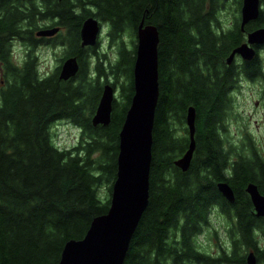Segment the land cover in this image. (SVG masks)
Segmentation results:
<instances>
[{
    "label": "trees",
    "instance_id": "1",
    "mask_svg": "<svg viewBox=\"0 0 264 264\" xmlns=\"http://www.w3.org/2000/svg\"><path fill=\"white\" fill-rule=\"evenodd\" d=\"M226 1L0 0V264H55L64 243L82 237L92 218L108 209L119 130L134 90L140 22L158 30L159 93L148 203L122 264H246L251 249L257 261L264 262L259 241L260 236L264 239V215L254 213L245 190L252 181L264 194V155L251 134L238 141L228 136L230 89L239 74L226 62L247 31L264 26V8L241 29L242 0H232L237 15L223 28L220 11ZM89 14L108 23L110 42L118 46L108 70L96 50L98 42L79 44V25ZM46 18H57L67 27L59 35L63 56L79 61L77 72L67 79L60 78L58 67L39 70L35 49L42 41L32 30ZM126 33L131 36L129 46ZM14 40L27 45L19 63L12 55ZM260 67L255 55L243 62L241 75L258 79ZM108 71L114 82L124 78L120 97L114 99L109 122L93 124ZM188 105L195 109V147L189 167L182 170L174 159L189 144ZM62 118L80 130L71 146L54 140L52 125ZM219 181L232 187V202L218 190ZM213 208L224 216L228 237L216 254L201 250L196 241Z\"/></svg>",
    "mask_w": 264,
    "mask_h": 264
},
{
    "label": "water",
    "instance_id": "2",
    "mask_svg": "<svg viewBox=\"0 0 264 264\" xmlns=\"http://www.w3.org/2000/svg\"><path fill=\"white\" fill-rule=\"evenodd\" d=\"M261 8L260 0H242L240 6V26L256 19ZM58 27L41 29L37 33L53 34ZM100 31L98 19L88 15L81 27V44L92 45ZM158 31L154 25L137 27L136 54L133 64V94L119 130V150L117 154L116 177L111 186L108 209L92 218L84 235L68 239L55 264H122L131 237L138 224L149 196V168L151 162L152 128L158 99ZM264 42V26L256 27L246 34V40L235 46L226 57L230 63L236 53L244 59L255 54L254 44ZM79 64L74 56L66 57L61 63L60 76L64 79L74 75ZM113 88L105 83L102 88L92 123L107 124L110 120ZM186 124L189 129V144L174 164L186 170L191 162L195 147V109L188 105ZM217 188L227 200H234L232 187L227 181H219ZM253 204L254 213L264 215V194L256 183L250 181L245 186ZM247 264H257L253 250L245 255Z\"/></svg>",
    "mask_w": 264,
    "mask_h": 264
},
{
    "label": "rangeland",
    "instance_id": "3",
    "mask_svg": "<svg viewBox=\"0 0 264 264\" xmlns=\"http://www.w3.org/2000/svg\"><path fill=\"white\" fill-rule=\"evenodd\" d=\"M237 15L235 3L232 0L226 1L224 8L220 11L221 24L225 28L232 25L234 17ZM104 21V20H103ZM102 32L99 34V42L96 50L102 52L106 63L105 69L108 70L109 64L115 59L117 54V44L109 42L105 36V30L109 29L106 21L103 23ZM127 46L130 45L131 36L129 33L123 35ZM137 39V33H136ZM27 45L21 41L14 40L12 44V55L16 62H20L25 53ZM64 45H40L35 49L38 55L39 70L48 72L58 67L63 59ZM263 53V52H262ZM91 61H93V58ZM94 62V61H93ZM92 62V63H93ZM264 68V65H263ZM107 80L114 83V96L118 101L120 97L119 82L123 80V76H119L116 82L114 76L108 71ZM241 81L237 89L231 92L230 96L233 99L232 116L229 119L228 136L234 141H238L246 134H251L253 142L258 146L260 152L264 155V82L261 79L247 80L245 77H240ZM54 130V140L59 146H71L77 142L79 137V128L75 126L69 119L62 118L55 121L52 125ZM180 131V130H179ZM100 192L103 196L107 195V187L100 186ZM208 226H205L204 232L197 236V243L200 249L211 254H216L220 244L227 245L228 237L225 228V218L217 208H213L208 217ZM259 241L264 245V239L260 236ZM264 264V262H258ZM257 263V264H258ZM228 264V263H222Z\"/></svg>",
    "mask_w": 264,
    "mask_h": 264
},
{
    "label": "flooded vegetation",
    "instance_id": "4",
    "mask_svg": "<svg viewBox=\"0 0 264 264\" xmlns=\"http://www.w3.org/2000/svg\"><path fill=\"white\" fill-rule=\"evenodd\" d=\"M260 4H261V8H264V4L263 3H261V0H260ZM89 15H92V14H89ZM88 16V15H87ZM87 16H85L84 18H82V21H81V23H80V25H79V29H78V34H79V44L81 45V46H83V47H88V46H93L94 44H97V42H99V34H100V32H102V26L104 27V25H103V23H104V21L103 20H100L98 17H96L95 15H93V16H95L97 19H98V22H99V24H100V31H99V33H98V35H97V39H96V42L94 43V44H92V45H88V44H84V45H82L81 44V41H82V38H81V27H82V23H83V20L87 17ZM234 22V21H233ZM239 23H240V19H239ZM246 23H248V22H246ZM245 23V24H246ZM233 24V23H232ZM143 25H147V24H143ZM149 25H151V24H149ZM51 27H58V29H57V31L55 32V33H53V34H49V35H43V34H39V33H37L39 30H41V29H46V28H51ZM259 27V26H258ZM223 28H225L224 26H223ZM256 28V27H255ZM157 29V28H156ZM254 29V28H253ZM252 30V29H251ZM158 31V30H157ZM250 31V30H249ZM67 32V27L65 26V25H63V24H60V22L57 20V18H46V19H41L40 21H39V25L37 26V27H35L33 30H32V36L34 37V38H39L41 41H42V43L41 44H39L37 47H39L40 45H55V44H61V39H60V37H59V35H63V34H65ZM248 32V31H247ZM247 32L245 33V38L241 41V42H243V41H245L246 40V34H247ZM105 36L108 38V40H109V42L111 41V38H110V33H109V29H106L105 30ZM54 42V44H52ZM240 42V43H241ZM239 43V44H240ZM136 44H137V41H136ZM36 47V48H37ZM254 47H255V54L253 55V57L255 56V55H257L258 56V58L260 59V61H261V67H260V75L262 76V77H258V79H261L263 82H264V68H263V65H264V42L263 43H260V44H254ZM231 52V51H230ZM229 52V53H230ZM263 52V53H262ZM228 53V54H229ZM135 54H136V49H135ZM91 56V55H90ZM228 56V55H227ZM226 56V57H227ZM66 57H68V56H66ZM66 57H64L63 59H62V61L66 58ZM75 58H76V56H74ZM253 57L251 58V59H253ZM134 58H135V55H134ZM251 59H244V58H242L238 53H236L235 55H234V57H233V59H232V61L230 62V63H227V64H233V66H234V68H235V70L238 72V74H239V77H238V81H237V84L235 85V87H233V88H231L230 89V91L231 92H233V91H235L236 89H237V87L240 85V84H242L241 83V81L239 82V80H240V77H245L248 81L249 80H251V81H253V80H256V79H250L248 76H245V75H241V73H242V64H243V62L244 61H249V60H251ZM76 60H77V58H76ZM62 61H61V63H62ZM77 62H78V64H79V61L77 60ZM227 62V61H226ZM61 63H60V65L58 66V72H60V69H61ZM133 64H134V61H133ZM132 70H133V66H132ZM105 83H109V84H111L112 85V88H113V99H112V104H113V102L115 101L114 99H115V96H114V84H112L111 82H109V81H103V85L105 84ZM102 88H103V86H102ZM102 91V90H101ZM101 95V94H100ZM100 97V96H99ZM99 100V99H98ZM98 103V102H97ZM233 103V102H232ZM111 109H112V107H111ZM95 112V111H94ZM94 112H93V114H94ZM185 116H186V113H185ZM110 117H111V112H110ZM69 119V118H68ZM71 122H73L71 119H69ZM74 123V122H73ZM75 124V123H74ZM185 124H186V119H185ZM228 125H229V122L227 123V129H228ZM75 126H77L76 124H75ZM78 127V126H77ZM186 127H187V129H188V126H187V124H186ZM79 128V127H78ZM229 130V129H228ZM188 135H189V129H188ZM190 139V138H189ZM253 205V204H252ZM252 250V249H251ZM245 262H246V260H245ZM256 262L258 263V261H257V257H256ZM247 264V263H246ZM259 264V263H258Z\"/></svg>",
    "mask_w": 264,
    "mask_h": 264
},
{
    "label": "bare ground",
    "instance_id": "5",
    "mask_svg": "<svg viewBox=\"0 0 264 264\" xmlns=\"http://www.w3.org/2000/svg\"><path fill=\"white\" fill-rule=\"evenodd\" d=\"M59 76H60V74H59ZM72 76H73V75H72ZM60 78H61V79H64V78H63V77H61V76H60ZM68 78H69V77H68ZM193 151H194V150H193Z\"/></svg>",
    "mask_w": 264,
    "mask_h": 264
}]
</instances>
